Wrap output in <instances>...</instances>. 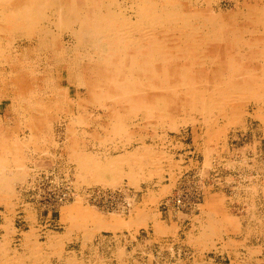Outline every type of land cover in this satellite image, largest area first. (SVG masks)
<instances>
[{"label":"rangeland","instance_id":"rangeland-1","mask_svg":"<svg viewBox=\"0 0 264 264\" xmlns=\"http://www.w3.org/2000/svg\"><path fill=\"white\" fill-rule=\"evenodd\" d=\"M263 6L264 0H119L112 10L143 8L142 30L162 24L151 30L161 41L171 26L161 21L166 15L175 18V28L187 22L197 35L210 31L196 14L210 8L223 15L215 32H225L223 25L246 28L264 44ZM52 12L46 4L38 11L53 18ZM55 24L66 39L74 28ZM130 38L125 46L143 44ZM199 42H182L173 59L168 48L144 62L124 61L119 77L113 61L108 79L87 95L77 81L67 85L64 72L49 93L53 101L35 94L13 104L0 94V264H264V88L258 86L264 60L253 52L255 40L238 63L205 60L196 51ZM95 48L75 47L80 55ZM241 62L256 69L250 77L238 73ZM47 170L68 173L75 191L50 213L22 192L30 172ZM93 187L123 190L116 197L123 211L86 203L84 192ZM183 188L190 201L177 206L173 200Z\"/></svg>","mask_w":264,"mask_h":264},{"label":"bare ground","instance_id":"bare-ground-1","mask_svg":"<svg viewBox=\"0 0 264 264\" xmlns=\"http://www.w3.org/2000/svg\"><path fill=\"white\" fill-rule=\"evenodd\" d=\"M118 1L119 0H111V4L116 2V5H117ZM121 1L124 2L125 0H121ZM42 4H46L50 6V8L53 9V12H52L53 18L48 17L45 14L43 15V14L38 13V11L42 7ZM191 4L195 5V2ZM2 5L3 6L0 5L1 6L0 7V94L6 99H8L9 97V100L13 104H16L18 102L20 103V99H24L26 96H27V101L31 100L29 95L34 96L36 94V95H40V97L47 95L48 97L49 93L56 91L55 88H57L58 84H60L63 81L61 78L62 77L61 72H64L66 75L65 83L67 85L69 84L72 85L73 84L72 82L77 81V84H75L74 86H76V88L80 86L83 89L84 94L86 95L90 94L91 88L93 87L94 84H100L102 83L103 80L108 79L109 77L108 75L111 72L110 69L113 68L111 66L113 61H116L118 63V65H116V68L114 67L118 72L114 73L113 77H116V76L119 77L121 76L120 67H123V63L125 65L128 60L129 61L139 60V61L144 62L146 58H148V56H151V57L159 56L161 53L168 51L169 50L168 48L172 49V54L168 52L167 55L171 56V58L173 59L175 53L181 50L180 47L182 46V42H186V40H189V39L200 41L199 42L200 44L195 45L197 49L196 51H198V53L203 58H205V60L206 59H214V61L216 59L219 61H225V60L231 61L232 60V61H236V63L239 62L240 52L248 51L249 42H252L255 40L258 43L255 46L256 48L253 47L254 48L253 52L257 53L261 57V60H264V44L261 43L263 40H261L259 43L258 38L256 39L255 35H251L246 28H240V29L236 28L235 29V28L223 25L220 27V29L225 30V32H220V33L215 32L216 28L214 26V23L216 22L217 19L220 21H223L222 19L223 15L219 13L218 14L214 13V11H212L210 8H205L203 10V11H206L204 12L205 14L196 13V14L203 15V16H200L202 18V21L205 23L203 25L206 27V30L207 29L210 30L206 32L204 31L205 33H200L198 35L195 34L194 32V31H197L196 28H194L192 25L190 26V24H188L187 22L184 23V26L182 28H178V27L175 28L174 27L176 26V21L174 20L175 18H173L172 16L167 17V15H166V18L163 17L161 19V21H163V25L164 24L171 25V26L168 25L167 27L170 26L169 28H167L168 30L165 33H162L163 34L162 40L164 39L167 42V43H164V40L163 41L158 40L159 36L156 35L157 34L156 31H153L151 34L152 29H155L156 27L159 28V26H162V24H159V23L158 25L152 24L151 27L148 28V30H144V31L142 30L144 26L147 27V25H144V22L148 18L146 16L148 13L146 14L145 10L140 7L136 8L132 14L130 13L125 14L126 12L117 13L115 9L112 10L113 7L116 5L114 6L112 5L113 7L111 9V6L107 7V5L105 6L102 2H98L97 0H5V2H3ZM128 6L132 8V6L130 5ZM263 8L264 6L262 7V9ZM173 11H175L174 14L180 13L176 9ZM161 12L162 11H157L155 13L154 18L156 19V22H160L159 18L163 14ZM134 19L135 21H133ZM56 22H61L63 24L66 23V24H71V25L73 24L74 28L70 30V34L68 35L67 39L65 38L64 35L60 36L59 35L60 33L59 34L58 32L56 33L54 29L52 28L54 25H57L55 24ZM139 25H142V26H139ZM57 26L59 27V25ZM124 28L125 30L132 29L133 31L135 30L136 32L135 31L134 32L124 31L123 30ZM67 29H68V26H67ZM174 29L178 33H174L173 32ZM122 31H124V34L122 33ZM148 31H150V33ZM248 34L250 35V37H247ZM130 36L137 38L139 41H143L144 45L143 44L138 45L135 43L129 47L127 45L125 46V43H123L124 42L123 40L125 38L127 39L130 38ZM130 39H133V38H130ZM229 40H231L232 42H238V43L236 45H233V44H227L228 42H224V41H229ZM121 43H123L125 47H122L120 45ZM83 44H86V45L88 44L91 47L95 46L96 51L85 49L84 52L80 55L79 53L76 52L75 47L78 45H83ZM107 44L108 46H106ZM122 48L124 50L125 56L120 51ZM70 52H72V54L70 55L71 57H67L66 54ZM134 52L136 54L132 55V53ZM130 53L132 56L129 55ZM143 57H146V58H143ZM155 60H157V58ZM102 62H104V66L102 65ZM241 63L242 65H241V68H239L238 73L242 72V73H245L243 75L250 77V73H248V71L256 70V69L253 66L251 67L249 63H245L244 65H243V62ZM144 64H146V62ZM117 66H119V68H117ZM149 66L151 67V65ZM226 67H228V65ZM139 69L141 68L139 67ZM144 70L146 69L144 68ZM180 76L182 75L180 74ZM132 78H134V76ZM182 78H180V80ZM249 79L251 80V78ZM224 80L225 79H223V82ZM257 80H258V77H257ZM113 83L114 82H112V84ZM116 86L115 84L114 85L106 84V90L107 89L113 90V87H116ZM238 86L240 88L243 85L240 86L239 84L237 85V87ZM258 86L264 88V81L261 80V84ZM222 88L224 89V87ZM121 89H123V87ZM160 89L162 88L160 87ZM197 90L199 91V89ZM113 92L111 91L110 93H113ZM97 93L99 94V92ZM76 95L79 96L77 92H76ZM101 95L99 96V98L101 97ZM91 96H94V95L92 94ZM114 96L115 95H113L112 97L111 96L109 97L112 98V102L117 103V99ZM161 97L162 96H160V98ZM48 98H50L52 101L54 99L53 96L51 97L50 95ZM157 99L159 98L157 97ZM206 99H208L209 101V98H206ZM217 99L219 100V98ZM95 100L97 101V98H95ZM199 100L200 99H198V101ZM104 101L106 102V100ZM188 101L189 100L187 99V102ZM201 101L203 102V100ZM205 103L206 102H204V104ZM222 104H223V101H222ZM109 106H110L109 108L112 109L111 104ZM144 106L146 105L144 104ZM145 161L146 160H144L143 162ZM38 172L39 171L30 172L31 174L29 175V178L25 185L26 188L28 186V183L31 182L33 179L32 175L33 174L36 175ZM40 172H43V171H40ZM104 225H107V224H104Z\"/></svg>","mask_w":264,"mask_h":264},{"label":"built area","instance_id":"built-area-1","mask_svg":"<svg viewBox=\"0 0 264 264\" xmlns=\"http://www.w3.org/2000/svg\"><path fill=\"white\" fill-rule=\"evenodd\" d=\"M32 177V181L28 183L26 189H22V192L29 195L36 207L38 205V207L46 209L48 213H50L52 207L59 209L62 203L68 202L75 194L68 173L47 170L36 175L33 174ZM122 191L121 189L111 190L93 187L85 190L84 200L96 207L123 211L122 201L119 202L117 199ZM194 191L196 192V190ZM190 196L188 195V189L183 188L178 191L173 201L175 205L181 206L186 200L190 201Z\"/></svg>","mask_w":264,"mask_h":264}]
</instances>
